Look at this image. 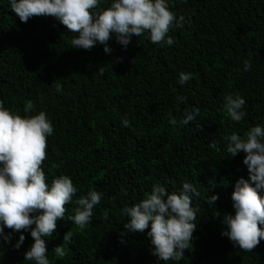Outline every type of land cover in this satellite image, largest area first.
<instances>
[{
  "label": "trees",
  "instance_id": "obj_1",
  "mask_svg": "<svg viewBox=\"0 0 264 264\" xmlns=\"http://www.w3.org/2000/svg\"><path fill=\"white\" fill-rule=\"evenodd\" d=\"M111 3L101 0V8ZM167 3L177 18L185 17L182 28L168 33L173 45L153 44L145 33L124 47L112 34L109 54L99 43L90 50L70 46L76 34L53 17L23 23L10 0H0V100L21 116L27 101L35 106L32 115L46 113L54 128L42 165L47 183L66 175L78 189L64 220L45 238L51 264H165L151 254L150 226L144 233L127 232L122 209L143 200L156 184L171 194L185 182L200 193L192 200L197 228L184 259L167 264H264V239L252 252L234 247L221 235L222 216H214L215 209L235 214V183L248 179L245 153L224 158L223 137L264 126V0ZM245 60L251 61L250 71H244ZM181 72L192 74L183 85ZM56 80L59 92L52 85ZM227 94L245 99L241 122L226 115ZM197 107L199 115L189 125L169 124V112L179 121ZM213 140L216 149L208 146ZM89 190L102 199L79 230L68 217ZM212 195L218 199L209 205ZM69 230L68 255L57 258L53 249ZM9 232L10 242L0 238V264H33L24 261L34 243L30 231L23 232L19 249L14 245L21 233L5 228Z\"/></svg>",
  "mask_w": 264,
  "mask_h": 264
},
{
  "label": "clouds",
  "instance_id": "obj_2",
  "mask_svg": "<svg viewBox=\"0 0 264 264\" xmlns=\"http://www.w3.org/2000/svg\"><path fill=\"white\" fill-rule=\"evenodd\" d=\"M10 7L23 23L32 17L55 18L68 32L76 34L71 39L72 47L90 50L99 43L109 54L108 41L112 34L124 47L133 36L139 38L145 33L153 44L171 46L174 39L168 35L170 29L182 28L185 22L183 15L177 18L170 10L167 0H112L107 8H101V0H10ZM250 65L251 61L245 60L244 71H250ZM190 79L191 73L181 72L178 83L183 85ZM57 81L52 85L59 92L62 88ZM245 104L240 95L223 97V109L234 122H241L245 117ZM34 107L32 101H27L23 109L26 115L21 116L0 100V238L11 241V232L5 234V228L20 232L14 245L19 249L25 240L23 232L30 231L34 243L24 253V261L51 264L45 238L52 237L58 221L64 220L66 205L72 202L78 189L66 175L54 178L51 185L47 183L42 165L47 158V138L54 128L45 112L31 114ZM199 112L198 107L193 108L179 121L169 112L168 122L174 129L186 126L195 121ZM123 123L127 126L129 122L125 118ZM223 139L227 141L228 154L224 158L245 153L243 164L247 167L248 179L241 177L235 183L231 197L235 214H221L215 209L214 216H222L225 225L222 236L234 247L252 252L264 239V228L260 227L264 225V195H261L264 192V126L257 124L243 136L232 132ZM208 146L216 149L218 143L213 140ZM199 195L191 183H183L178 193L171 194L156 184L143 200L122 209L128 218L124 228L127 232L144 233L150 226L147 236L154 246L151 254L165 264L181 261L185 250L192 247L198 212L192 200ZM101 199L100 192L89 190L75 201V214L68 219L79 230L85 229ZM217 199V195H212L207 203L212 205ZM72 237L73 232L69 230L64 234L63 244L53 249L57 258L68 255L66 245L71 244Z\"/></svg>",
  "mask_w": 264,
  "mask_h": 264
}]
</instances>
